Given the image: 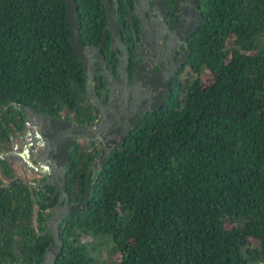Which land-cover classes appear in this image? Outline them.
Instances as JSON below:
<instances>
[{"label": "trees", "instance_id": "trees-1", "mask_svg": "<svg viewBox=\"0 0 264 264\" xmlns=\"http://www.w3.org/2000/svg\"><path fill=\"white\" fill-rule=\"evenodd\" d=\"M90 1L79 5V35ZM64 9L63 0H0V104L83 123L92 107ZM205 9L186 77L93 169L87 205L58 227L53 264H264V0ZM0 111L1 150L23 120L14 107ZM97 153L69 149L70 203L84 199ZM0 176V264H37L52 239L41 211L53 187L30 190L9 161Z\"/></svg>", "mask_w": 264, "mask_h": 264}, {"label": "flooded vegetation", "instance_id": "flooded-vegetation-1", "mask_svg": "<svg viewBox=\"0 0 264 264\" xmlns=\"http://www.w3.org/2000/svg\"><path fill=\"white\" fill-rule=\"evenodd\" d=\"M90 2L91 15L86 21L81 19L80 29L82 26L84 28L79 35V41L83 45L98 49V52L94 51L91 58L87 59L91 76L88 85L100 100L102 107H107V111L111 113L110 127L112 131H116L117 127L113 128L117 126L113 123L115 120L113 112L118 106L124 104L130 108L138 107L141 110L140 119L147 113L143 106L154 104L157 99H164L168 93L167 99L159 108L148 111H156L163 107L170 97L174 83L186 77L190 70L188 59L191 55L193 38L202 20L208 15L205 5L209 0H91ZM80 3L81 0L77 5V13ZM197 20L199 24L193 28ZM91 29H95L96 32ZM91 64L94 67L90 66ZM85 85L84 73L85 98L82 102L90 105L92 112L91 119L81 124L90 126L98 114V109L87 97ZM26 116L20 114L23 129ZM55 117L76 122L72 113L66 117L64 115ZM138 120L135 121L133 128ZM112 141L114 143H108L110 148L105 149L104 157L120 142L118 135ZM93 147L98 151L95 157V160H98L100 150L104 146L102 143H96ZM33 162L36 163L34 154ZM37 176L40 179L35 182V189L38 185L46 184L47 178L45 175ZM49 196L43 200L47 207L41 211L42 233L47 232L52 238L54 223H57V227L62 226L69 216L64 220L65 212L59 211L63 201L58 203V194H54V189ZM82 201L70 203L67 199L68 204ZM58 215L60 219L57 218ZM34 217L36 215L33 212L35 227Z\"/></svg>", "mask_w": 264, "mask_h": 264}, {"label": "water", "instance_id": "water-1", "mask_svg": "<svg viewBox=\"0 0 264 264\" xmlns=\"http://www.w3.org/2000/svg\"><path fill=\"white\" fill-rule=\"evenodd\" d=\"M63 2L65 7L64 20L69 31L70 48L74 56L81 63L86 75L85 92L87 97L96 105L98 114L93 119L92 125L88 126L87 124L73 122L71 119H59L52 114L37 111L23 104H15L13 102L0 104L1 110L11 106L20 111L22 115H27L23 131L17 136L9 134L11 147L0 150V161H14L18 163L21 169L24 168L29 172L33 171L36 175H45L47 177L45 183L53 187L54 194H58V203L63 201L59 211L65 212V220L66 216H72L80 208L87 205L91 172L97 167L96 164L100 165L105 149L110 148L108 143H114L112 139L116 135L119 137L120 144H123L126 134L133 128L135 121L139 119L141 110L138 107L130 108L124 104L118 106L117 110L113 112V118L115 119L113 123L117 125L113 128L117 127V129L116 131L113 130L114 132L111 130L109 121L111 113L107 111V107H102L100 100L92 93L88 85V80L91 79V76L89 75L87 59L91 58L94 51L98 52V49L80 43L75 0H63ZM198 24L199 21L197 20L193 28H196ZM90 66L94 67L92 64ZM167 97L168 93L164 99H157L156 103L143 107L146 108V112L159 108ZM110 107L114 108L113 106ZM79 142L89 147H92L96 143H102L104 147L100 150L99 159L95 160L88 168L85 180L84 201L68 204L64 185L65 173L70 167L69 149ZM33 154L36 158V163L33 162ZM24 178L29 186L31 184L35 185L26 175H24ZM57 218L60 219L59 215ZM52 229L51 242L45 248L38 264H53V259L61 250L62 242L58 236L57 223H54ZM27 264L32 263L28 262Z\"/></svg>", "mask_w": 264, "mask_h": 264}, {"label": "rangeland", "instance_id": "rangeland-1", "mask_svg": "<svg viewBox=\"0 0 264 264\" xmlns=\"http://www.w3.org/2000/svg\"><path fill=\"white\" fill-rule=\"evenodd\" d=\"M63 114L64 113H62V116H63ZM20 134V133H19ZM11 135H14V136H17L18 134L17 133H14V134H11ZM9 147H11V143L9 142V144H8V147H6V148H9ZM9 163H10V165H11V167H12V169H13V172H14V174H15V176L17 177V178H19V179H21L23 182H25L26 184H27V182H26V180L24 179V175H26V177L31 181V182H36V181H39V177L35 174V173H31V172H29L28 170H26V169H24V168H20L19 166H18V164L16 163V162H14V161H9ZM0 181L3 183V184H5V183H7V180H5V179H3L1 176H0ZM29 185L27 184V187H28ZM34 184H31V186H29V187H31L30 188V190H33V189H35L34 188ZM28 187V188H29ZM38 211V208L36 207V206H34V213H36ZM91 240H93L92 238H90L89 239V241H91ZM92 244V243H91ZM92 246V245H91ZM108 246V243L107 244H105V245H98L97 247L95 246V253H97V254H101V253H103L104 252V250H105V248Z\"/></svg>", "mask_w": 264, "mask_h": 264}, {"label": "bare ground", "instance_id": "bare-ground-1", "mask_svg": "<svg viewBox=\"0 0 264 264\" xmlns=\"http://www.w3.org/2000/svg\"><path fill=\"white\" fill-rule=\"evenodd\" d=\"M17 163V162H16ZM18 164V163H17Z\"/></svg>", "mask_w": 264, "mask_h": 264}]
</instances>
